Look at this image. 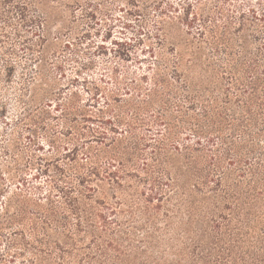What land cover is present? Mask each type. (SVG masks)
I'll use <instances>...</instances> for the list:
<instances>
[{"label":"trees","instance_id":"16d2710c","mask_svg":"<svg viewBox=\"0 0 264 264\" xmlns=\"http://www.w3.org/2000/svg\"><path fill=\"white\" fill-rule=\"evenodd\" d=\"M153 3L152 75L114 67L79 81L77 69L80 88L55 91L66 125L50 135L56 155L15 148L9 177L0 169V264H264V0ZM6 6L27 21L26 0ZM1 21L0 32L14 24ZM111 43L132 59L127 41ZM62 61L42 57L32 80L65 76ZM4 62L8 81L17 61ZM30 166L43 185L24 176Z\"/></svg>","mask_w":264,"mask_h":264},{"label":"rangeland","instance_id":"374dc122","mask_svg":"<svg viewBox=\"0 0 264 264\" xmlns=\"http://www.w3.org/2000/svg\"><path fill=\"white\" fill-rule=\"evenodd\" d=\"M26 1L29 3L28 8L24 10L27 21L21 24L16 23L14 19V16H18L16 11H11L7 6L0 7L1 20L10 22L13 20L14 23L10 26L2 25L4 29L0 32L2 33L0 36V109L1 104L6 106L4 115L0 117V169H4L6 178L9 177L7 167L11 165V154L15 148L26 157L32 153L44 159H50L56 155L57 152L50 145V135L56 137L60 135L61 138L60 131H64L66 125L61 110L55 108L57 103L55 91L62 89L65 96L69 97L73 90L80 88L81 85L70 83L71 79L78 77L77 69L82 71L78 77L79 81H83L84 77L95 79L102 74L109 75L114 67L136 76L145 72H150L152 75L153 71L149 70V64L157 59L156 56L150 57L142 52V48L150 44L148 39L150 33L152 35L156 32L154 24L159 18V11L155 10L153 3L155 0H147V2L146 0ZM162 1L164 4L169 1L177 5L188 0ZM200 1L203 2V0ZM135 3L142 7L149 5L148 11H144L149 14L142 12L138 16L130 15L127 10L134 9ZM93 9H97L96 18L86 17V10ZM1 20L0 25L4 23ZM189 36L186 34V37ZM189 38L192 39V37ZM111 40L127 41V46L132 47V59L124 60L117 56L116 50H113L115 44H112ZM64 41H72L76 44H72L71 50L55 51ZM23 42L36 50L23 48L21 44ZM12 50L17 51L19 56L10 54ZM55 55H58L57 60H54ZM44 56L50 63L66 60L65 76L60 77L55 71L50 79L41 77V79L32 80L31 76L40 71V59ZM134 56L141 58L134 59ZM72 57H77L76 61L70 60ZM7 58L17 61L15 74L8 81L2 75L5 69L4 59ZM31 58L35 59L30 60ZM90 61L94 62L93 66L83 67ZM46 67L49 68V65L47 64ZM25 86H29V89L23 90ZM23 91L25 95L22 96ZM21 96L24 97V102L19 101ZM87 96L84 92L83 98ZM49 100H53V107L49 108L50 115H44V103ZM35 167L26 168L24 176L28 178L31 185H43L44 175L39 179L33 178L36 173ZM5 182L10 189H14L13 183L7 180Z\"/></svg>","mask_w":264,"mask_h":264}]
</instances>
